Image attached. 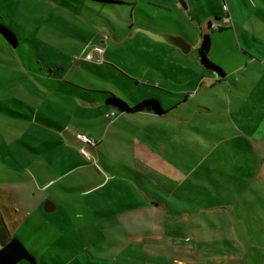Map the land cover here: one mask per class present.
Returning a JSON list of instances; mask_svg holds the SVG:
<instances>
[{"label": "crops", "instance_id": "0c3cea01", "mask_svg": "<svg viewBox=\"0 0 264 264\" xmlns=\"http://www.w3.org/2000/svg\"><path fill=\"white\" fill-rule=\"evenodd\" d=\"M237 2L242 15L250 21L252 36L263 40L259 37L261 33L258 34L259 22L250 13L258 8L256 1ZM182 3L183 14H195L194 18L198 21L203 16L210 18L202 0H182ZM135 4L133 10L140 7L139 3ZM224 4H227L228 11L223 7L221 12L215 13L216 19L220 20L217 24L222 23V18L227 15H230L231 23L215 30L211 25L216 23L210 20L203 31L212 36L210 58L223 70L224 75L205 67L198 52L197 62L186 57V54H193L190 51H198L202 37L193 43L185 28L177 34L186 38L191 45L187 53L176 46H167L165 42L136 36L154 52L144 53L151 54L148 55L151 59L141 68L134 67L135 73L143 74L149 78V82H156L154 84H160L154 80H160L162 75L179 80L178 74L182 73L191 79L184 83L188 86L185 89L168 91L179 96L144 92L140 99L134 101L136 104L146 97L156 98L163 113L117 110V107L109 106L107 96L99 93V98L92 97L93 89L90 88H83V94L78 92L71 99L68 97L70 84L55 78L53 74L48 76L46 82L40 83L47 90L45 101L36 103V106L31 102L25 103L35 114V117H31L32 125L36 126L31 135L34 139L23 142L30 151L18 148L14 152L10 147L3 150L5 159L15 165H0L3 170L0 172V216L10 234L18 236L34 254L37 264H264V224L255 211L257 202L264 201V50H225L221 39L224 40L227 33H233L242 45V38L248 43L249 31L244 22L238 20L231 1L225 0ZM179 5L176 1L175 12L181 9ZM140 9L144 19L136 23L137 27L132 26L131 31L138 33L136 29L145 28L155 33L170 32L150 26V21L161 18V11L167 10L166 6L146 2ZM0 17L9 28L1 13ZM16 37L17 44L12 47L14 52L20 45L17 34ZM84 42L85 48L88 41L84 38ZM6 52V39L0 35V86L7 84L1 79L11 67L7 65ZM108 52L109 49L104 54ZM162 55L179 64H171L168 68L157 64L159 62L156 60ZM206 80L208 83H205ZM181 95L195 102L199 110H193L190 115L175 113V107L185 104ZM2 106L6 104L2 103ZM93 106L104 109L100 108L102 110L97 116L86 114ZM110 111L115 112L114 118L108 115ZM60 113L64 117L63 123L51 117V114ZM16 114L24 116L21 112ZM41 125L51 129L40 130L38 126ZM153 126L159 130L156 139L151 131ZM56 130L62 132L64 138ZM76 130H83L82 134L98 140L96 147L87 146L85 150V154L91 150L97 159H88L75 147L80 145L81 148L83 145L75 136ZM135 135L142 138L138 141L142 152L150 153L151 145L155 141L158 144V170L161 171L158 185L134 172L132 160L127 156V147L130 143L137 144ZM131 147L134 154L138 153V147ZM18 153L29 157V162L24 163ZM145 158L149 159V155ZM97 160L103 169L94 164ZM151 166L149 169H152ZM126 178L137 182L148 198V204L144 205L142 201L133 203V200L120 211L110 208H96L92 212L82 210V216L94 214V218L89 216L93 219V225L87 223L88 226H80L78 231L89 230L100 235L101 238H89L95 249L99 250L96 255L87 257L84 252L86 244L76 238L64 240L63 235L68 233L63 229L62 232L58 231L40 213L47 201L48 207L52 208L48 212L59 211L61 191L57 186L80 197H88L89 202H98L105 198L103 196L111 200L119 198L113 184L118 179L125 181ZM76 196L71 195L69 200L74 202ZM61 216L69 215L65 212ZM167 217L182 220L175 227H168L164 223ZM38 218L40 224L35 226ZM25 223L30 225V233L42 230L44 236L39 238L48 237L42 241L48 255L40 251L34 241L32 248L25 244L24 236L19 231ZM171 233L176 235L175 239L168 236ZM83 238L85 241L87 237L84 235ZM55 244L61 245L63 250L54 252L51 246ZM79 246L83 252L70 251L79 249ZM136 246L142 250L141 257L134 256ZM27 262L21 261L19 264Z\"/></svg>", "mask_w": 264, "mask_h": 264}, {"label": "rangeland", "instance_id": "374dc122", "mask_svg": "<svg viewBox=\"0 0 264 264\" xmlns=\"http://www.w3.org/2000/svg\"><path fill=\"white\" fill-rule=\"evenodd\" d=\"M176 1H178L181 7V9H177L178 11L176 10L177 12H175ZM224 1L202 0L203 7L210 13V18L208 19L203 16L202 20L198 21L194 18L195 14H183L184 5L182 0H0V13L3 15L7 25H9V28L13 29L19 36L20 41V45L16 47L17 51L14 52L13 46L6 40L7 52L5 55L7 65L11 67L7 70L5 77L1 79V81L7 82L8 85H3L4 87L2 85L0 86V106L3 107L2 103L6 104L5 107L0 108V165H15L8 159H5L4 149L10 147L14 152L18 148L30 151L23 142L34 139L31 135L32 132L34 133L36 126L32 125L31 117H35V114L25 103L30 104L31 102L36 106V103L41 104V101H45L47 90L40 83L46 82L48 76L51 74L55 78L66 80L70 84V95L68 97L71 99H74L75 94L78 92L83 94L85 92L83 88L93 89L92 93L89 92L93 95L92 97L99 98V93L103 96L111 93L122 98L128 104H135L134 101L141 97L144 92H153L155 95L158 93L169 97L179 96L178 94H170L168 91H178L179 89L188 87L184 84L189 80V77L187 78L185 74L179 73V80L169 79L161 74L162 78L160 80H154L160 84H154L156 82H149V78L147 79L143 74L135 73L134 67L141 68L151 59L148 56L151 54L147 53L144 55V53L154 52L139 37H136L138 35L142 39L148 37L152 40L150 36L143 32L134 33L133 30L131 31L132 26L137 27L136 23H141V20L144 19L142 18L140 7H143L146 2L166 6L167 10L164 9L161 11V18L150 21V26L155 29L168 30L170 32L166 31L164 33L174 35H178L177 33L185 28L191 41L194 43L203 36V31L208 21L211 20L216 24L220 21L216 19L215 13L221 12ZM230 1L237 11L238 20L244 22V26L249 31V36L247 37L248 43L242 38L241 45L233 33H227L225 39H221V45L225 50H231L232 52H259L264 50V0H255L258 8L250 12L259 22L258 34L261 33L259 37L263 38V40L252 36L250 21L242 15L237 0ZM135 3H139L140 7L133 10V6H136ZM199 11L203 12L201 9ZM173 18H176L177 22ZM228 32L234 31L229 30ZM84 38L88 41L85 48ZM96 45L105 48V51L109 49L107 55L103 54V61L100 63L97 61H84L85 54L90 51L91 46ZM166 45L168 46V43ZM190 52H193V54H186V57L190 58L192 62H195L197 60L196 52L198 51L194 50ZM97 56L98 54H96L95 58ZM156 61L159 62L157 64H161L167 68L171 64H179L178 61L163 55ZM62 66H65V68H62ZM162 82L164 84H161ZM205 83H208V80ZM168 87L171 89H167ZM181 98L185 104L180 107L177 106L178 108L175 107V113L190 115L193 110H199L195 102L190 99H185V95H181ZM22 99L23 101H20ZM109 106L113 105L110 104ZM4 108H7V110ZM100 108L104 109L102 106H93L90 110L86 111V114L93 113L92 115L97 116L100 110H102ZM11 110L21 112L24 116H20ZM71 112L75 113V110L71 109ZM51 117H55V120H58L59 123L64 122V117L61 113L59 115L51 114ZM75 125L76 122H74L73 126ZM38 127H40V130L42 128L47 130L51 129L43 127L42 125ZM151 131L155 139L158 138V128L153 126ZM56 132L64 138L62 132L58 130ZM77 133L82 134L84 132L83 130L80 132L76 130L75 135ZM39 137L42 138L43 136L39 135ZM139 139L142 138L135 135L137 144L131 145L132 143L129 142L130 146L127 147V156L132 160L131 163L135 173L148 177L153 183L155 182L158 185L161 173L158 170L159 163L157 156L160 153L157 148L158 144H155V141L151 145L152 150L150 153L142 152V148L138 144ZM79 146L76 145L75 147L80 150ZM131 146L134 148L138 147L136 148L138 153L134 154ZM88 151H90L89 154L84 153L88 159H97L95 153L91 152V150ZM150 154H154V158ZM146 155H149V159L145 158ZM18 157L24 163L29 162V157H25L21 153H18ZM94 164H98L97 167L103 169V165L98 160ZM150 164L152 165V169H149ZM1 168L0 172L3 171ZM116 183H119L118 186ZM113 187L118 190L119 198H112L111 200L103 196L105 198L102 201L89 202L87 201L89 200L88 197H80L78 194L67 192L57 186L61 191L59 195V211L56 213L54 211L48 212L45 210L43 204L40 213L46 220L52 222V226L58 231L62 232L61 229H63L64 232L68 233L63 235L64 240L71 241L76 238L80 243L86 244L85 248L87 249L84 252L87 257L96 255L99 250L95 249V246L89 238L91 236L101 238L100 235L89 230L85 232L78 231L80 226H88L87 223L93 225L92 218H94V214L87 213V216H82V210L92 212L96 208H110L120 211L126 205L132 203L133 200V203L142 201L144 205L148 204V198L132 178H126L125 181L118 179L113 184ZM132 194H134L133 199L131 198ZM71 195H78L75 197L74 202L69 200ZM144 209L146 210V207ZM255 211L264 224V201L257 202ZM65 212L69 216L62 217L61 215ZM52 213L58 215H51ZM89 216H92V218ZM215 217L218 218V216ZM155 218L152 219L150 224L153 223ZM63 220L69 221L63 222ZM180 220L182 219L179 217H167L164 223L168 227H175ZM36 223L35 226H39V218ZM30 228V225L25 223L21 225L19 230L21 235L24 236L25 244L32 248L35 242L39 246V250L47 252L45 255H48L47 247L42 243L44 238L47 239L48 237L39 238L44 236V232L41 230L30 233ZM68 229L70 230L65 231ZM84 235L87 237L85 241H83ZM168 236L175 239L176 235L171 233ZM122 237L123 235L120 238ZM103 240L105 239L103 238ZM51 247H54L52 249L54 252L63 250L59 244ZM80 248L81 246H79V249L74 248L70 251L83 252ZM107 252H111V250ZM133 253L136 257L142 256V250L138 246H136ZM27 263L30 264L29 262Z\"/></svg>", "mask_w": 264, "mask_h": 264}, {"label": "trees", "instance_id": "16d2710c", "mask_svg": "<svg viewBox=\"0 0 264 264\" xmlns=\"http://www.w3.org/2000/svg\"><path fill=\"white\" fill-rule=\"evenodd\" d=\"M0 35L8 40L12 46L17 44L16 34L4 24L1 17ZM212 41L213 39L210 33L203 34L200 46L198 48L200 61L205 67L217 71L220 75H224L223 70L210 58V48L212 45ZM107 102L117 107L120 111L124 112L145 110L153 111L155 113L164 112L160 102L153 97L145 98L135 105H129L125 100L118 97L117 95L108 93ZM0 242V264H19L21 261H28L30 264H37L34 254L26 248V246L18 236L10 234L1 216Z\"/></svg>", "mask_w": 264, "mask_h": 264}, {"label": "built area", "instance_id": "2783aa9c", "mask_svg": "<svg viewBox=\"0 0 264 264\" xmlns=\"http://www.w3.org/2000/svg\"><path fill=\"white\" fill-rule=\"evenodd\" d=\"M224 9L226 11H228V6L227 4H224L223 5ZM231 23V17L230 15H227V16H224L222 18V23H219V24H212L211 27L215 30H218L220 28L223 27V25L225 24H229ZM105 52V48H102L100 46H91V49L90 51H88L85 56H84V59L87 60V61H97V62H102L103 61V54ZM96 54H98L97 58H95ZM109 116L111 117H115V112H111L108 114ZM80 141L83 142V145L81 146L80 150L81 152L85 153L86 151V147L87 146H90V147H96L98 142L94 139V138H91L89 137L88 135H85V134H76L75 135Z\"/></svg>", "mask_w": 264, "mask_h": 264}, {"label": "water", "instance_id": "95a60500", "mask_svg": "<svg viewBox=\"0 0 264 264\" xmlns=\"http://www.w3.org/2000/svg\"><path fill=\"white\" fill-rule=\"evenodd\" d=\"M136 32H144L156 41L166 42L170 45L180 48L184 53H187L191 50V45L186 40V38H184L181 35H174V34H168V33H155L145 28H138L136 29ZM47 204H48V201L45 205V209L47 211H51L52 208L48 207Z\"/></svg>", "mask_w": 264, "mask_h": 264}]
</instances>
